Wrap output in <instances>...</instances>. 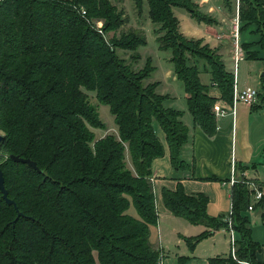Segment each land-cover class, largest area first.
<instances>
[{"label": "trees", "instance_id": "1", "mask_svg": "<svg viewBox=\"0 0 264 264\" xmlns=\"http://www.w3.org/2000/svg\"><path fill=\"white\" fill-rule=\"evenodd\" d=\"M144 1L156 33L163 32L156 38L159 49L171 50L194 123L213 135L217 98L201 82L196 63L207 60L203 67L228 103L234 75L216 49L180 32L174 8L198 21L214 20L191 0H133L137 12ZM238 16L256 25L264 53V0H238ZM126 21L111 0H0V168L15 203L7 204L0 191V264H159L149 241V226L158 217L151 163L163 153L155 124L165 132L175 168L186 165L180 149L187 127L181 111L163 106L167 96L156 92L158 82L145 83L155 69L151 57L133 67L146 36L131 27L121 30ZM185 41L213 51L202 56ZM118 50L129 51V59ZM86 91L109 107L117 135L95 138L91 128L104 129L105 123ZM258 99L264 101L262 85ZM11 154L34 161L36 168L13 161ZM162 197L174 215L209 228L188 238L190 247L214 229L229 228L227 220L207 214L203 193L188 195L179 185L164 189ZM249 199L246 184L231 186L237 260L229 253L209 264H264L256 259L261 245L251 237ZM131 205L137 217L127 213ZM263 205L264 196L254 207Z\"/></svg>", "mask_w": 264, "mask_h": 264}, {"label": "crops", "instance_id": "2", "mask_svg": "<svg viewBox=\"0 0 264 264\" xmlns=\"http://www.w3.org/2000/svg\"><path fill=\"white\" fill-rule=\"evenodd\" d=\"M191 1L197 5L199 11L211 16L214 21L213 23L198 21L186 11L181 14V18L176 16L180 32L187 38L201 39L203 43L216 49L224 61L225 68L233 73L239 87L250 84L261 91L264 53L258 44L260 35L256 32V25L241 21L240 41L245 50L242 61L252 68L243 74L240 73L239 62L234 70V63L229 65L224 58L225 53L233 62L232 41L229 37L228 25L232 21L230 16L235 13L236 3L232 0ZM147 17L150 20L148 12ZM150 23L152 24L151 20ZM157 48L159 49V46ZM165 51L163 55L157 54L153 70V72L156 70L157 74L154 81L150 82H158L156 92L167 96L163 101L164 107L182 112L180 119L187 127V138L181 146L180 158L186 165L179 168L172 165L165 132L155 124V133L162 144L163 153L154 158L151 163L149 179L158 217L157 223L149 226V241L160 254L159 264H209L210 258L229 255L230 244L227 228L219 227L212 230L209 235L190 247L187 242L188 238L208 231L209 228L203 224H192L174 215L166 208L162 192L164 189L175 190L181 185L188 195L203 193L208 198L207 214L210 217L220 218L227 215L229 210L231 211V186H227V180L231 176L232 159L235 163L236 178L254 180L264 186V101L258 99L250 105L239 103L232 114L229 108L231 103L220 98L218 87L212 82L210 72L201 66L203 64L201 62L199 77L200 73L209 76L207 82H203L200 77L201 82L208 86L209 95L217 98L215 102L226 109L224 115H214V134L208 135L194 123L185 97L184 84L174 71L173 63L170 61L171 53ZM110 129L113 130L108 133L117 135V126ZM108 133L101 134L98 138ZM126 158L128 165L131 166L128 153ZM251 211L254 212L253 221H251L252 213L247 211L251 237L261 245L256 253V259L264 262V205L255 206ZM127 213L138 216L132 205ZM171 247L174 253L169 256ZM235 264L250 263L237 261Z\"/></svg>", "mask_w": 264, "mask_h": 264}, {"label": "rangeland", "instance_id": "3", "mask_svg": "<svg viewBox=\"0 0 264 264\" xmlns=\"http://www.w3.org/2000/svg\"><path fill=\"white\" fill-rule=\"evenodd\" d=\"M111 1H112L113 4H115L119 9H121L124 12L125 19L127 20L126 23L121 27V30H127L128 28L131 27V28H135L137 30L142 31L145 34V36H146V43L144 45L139 46L138 49H137L139 51V53H140L141 58L137 62L133 63V67L135 69H139L140 67H142L143 64H144L146 55H148L149 57L151 56L152 64L154 65V63L157 61V56H158L157 54L160 53L161 55H163L164 52H166V51L165 50L164 51L163 50H159L157 48V46H159V44H158L156 38H157V36L162 35L163 32L156 33V30H158L159 27L157 25L153 24V23L151 24L150 20H148V17H147L148 7H147L146 1H144L142 12H137L136 11V9L134 7L133 0H111ZM232 2L236 3V5L238 3L237 0H232ZM235 8H236V10H235L234 15L230 16L232 21H231L230 25H228V33H229V37H230L231 41H232L233 18L236 16V13L238 11L237 6ZM174 10H175V15L177 17H180V18H181V14L186 12L185 9H183V8H177L176 7V8H174ZM206 16H209V15H206ZM239 22H240V24H239L240 28H242L240 19H239ZM211 23H213V22H211ZM101 24H102V21L101 20L98 21L97 28H99L101 26ZM113 33H114L113 31L107 32L105 34V37L108 40H110ZM115 34L117 35V32ZM186 45L188 46V48H193V50H197L198 52H200L199 54L202 55V56H207V53L209 54L210 51H213L211 48H210V50H207L206 48H204V49L203 48H199V47L195 46L194 43L190 44L189 42L185 41L183 43V46H186ZM241 47H242V45H241ZM232 50H233V45H232ZM167 51H168V53H171L170 52L171 50H167ZM243 52H244L243 56H245V50L244 49H243ZM186 53L187 54H191L190 51H186ZM214 53L216 55L218 54L217 51L214 52ZM118 54L120 56L126 58V59H129L128 56H129L130 52L129 51L126 52V51L118 50ZM215 54H214V57L216 56ZM224 58L229 63V65L230 64L233 65V62L230 61L229 56L226 55L225 53H224ZM198 59H199V61L196 63V65H197L198 69H201L200 67L203 66V64L207 60L204 59V58H198ZM201 62H203V64ZM249 68L252 69L251 67H249V65H246V63L243 62L242 59L239 61L240 73H243V74L245 72L247 73ZM156 74L157 73H156V70H155L145 80V83H148L150 81H154V79L156 77ZM200 77H201V80L203 82H207L208 78H209V76L204 74V73H200ZM181 87H182V84H181ZM86 94L88 96L89 102L91 104H93L94 107L97 109L100 119L105 123V126H106L105 129H103V128H100V129L99 128H91L94 131V133H95V138L97 139L98 137H100L101 134L112 132L113 129H110V128H112V127L116 128V125H115V123L113 121V116L111 115V113L109 111V107L107 105L99 103L97 101V99L95 97V92L86 91ZM245 180H247V179H245ZM227 186L230 187V184L229 185L227 184ZM250 199H251V196H250ZM249 203L251 204L252 202H249ZM253 208H254V205H253ZM248 213H252L251 221H253L254 220L253 219L254 212H252L251 210L249 212V210H248ZM226 214L227 215H225L224 217H220V218H222L224 220L226 218H228L230 216V210ZM250 226H251V224H250ZM227 231H228V236H229L228 228H227ZM235 237H236V234L234 232V238ZM204 242H206V241H204ZM229 244H230V236H229ZM173 253H174V251L172 250V247L169 248V256L173 255Z\"/></svg>", "mask_w": 264, "mask_h": 264}, {"label": "built area", "instance_id": "4", "mask_svg": "<svg viewBox=\"0 0 264 264\" xmlns=\"http://www.w3.org/2000/svg\"><path fill=\"white\" fill-rule=\"evenodd\" d=\"M238 9V3H237ZM240 22L238 11L236 16L233 18V27H232V45H233V63H234V70H236L238 62L244 58L243 56V49L241 47L240 42ZM259 89L253 85H245L244 87H239L237 85L236 79L234 77L233 81V92H232V102L230 104L231 113L234 114L235 108L237 104H245L250 105L254 104L258 100ZM225 107L221 106L219 103L215 102L212 106V111L216 116H222L226 113ZM235 163L234 160H231V176L227 180V183L232 186L234 183L242 182L246 184L247 190L249 192V196H251L250 202L251 204L248 205L247 210H252L253 205L258 203L261 198L264 196V186L257 181L254 180H245V179H238L235 177ZM231 215V211H230ZM228 222V230L230 236V255L234 260H237L235 254V238H234V230L231 227V217L229 216L226 218Z\"/></svg>", "mask_w": 264, "mask_h": 264}, {"label": "water", "instance_id": "5", "mask_svg": "<svg viewBox=\"0 0 264 264\" xmlns=\"http://www.w3.org/2000/svg\"><path fill=\"white\" fill-rule=\"evenodd\" d=\"M261 76H262V86H263V89H264V71L261 73ZM2 139H3V135L0 133V142L2 141ZM9 157L15 162H24V163H27L28 165L36 168L35 162L30 160V159H28V158H22V157H19L17 155H13V154H11ZM0 191L2 193V197L4 198L5 202L7 204L13 205L15 207L14 201L9 199L8 196H7V190L4 187V178H3V172L1 170V168H0ZM20 215H21V213L18 212L17 213V217H19Z\"/></svg>", "mask_w": 264, "mask_h": 264}]
</instances>
